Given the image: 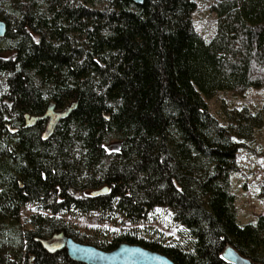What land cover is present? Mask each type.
<instances>
[{
  "label": "trees",
  "instance_id": "obj_1",
  "mask_svg": "<svg viewBox=\"0 0 264 264\" xmlns=\"http://www.w3.org/2000/svg\"><path fill=\"white\" fill-rule=\"evenodd\" d=\"M193 0H0V264H81L38 239L119 242L174 264H231L228 245L264 264V215L239 224L228 191L236 156L264 124V0H218L210 37ZM260 88L258 108L219 91ZM106 187L105 193L90 195ZM36 204L22 230L20 209ZM166 207L190 248L129 232H74L59 213H118L131 223Z\"/></svg>",
  "mask_w": 264,
  "mask_h": 264
},
{
  "label": "rangeland",
  "instance_id": "obj_2",
  "mask_svg": "<svg viewBox=\"0 0 264 264\" xmlns=\"http://www.w3.org/2000/svg\"><path fill=\"white\" fill-rule=\"evenodd\" d=\"M196 9L192 14L195 30L204 38L210 37L215 15L209 6L218 0H193ZM263 99L262 89L247 88L242 93L219 91L211 98L206 99L209 112L219 121L223 107L248 106L258 108ZM236 169L229 173L228 191L234 197V210L239 224L254 222L258 215H264V124L255 134L248 148H241L236 156ZM47 214L39 209L36 204L27 203L20 209L19 221L21 229L31 227L26 219L31 214ZM60 217L69 227L80 235H97L108 239L110 235L129 232L142 239H155L164 244H177L183 248H190V239L182 226L174 221L171 212L163 206L150 209L145 217L131 223L118 213L110 217L100 215L96 211L79 213L76 211L59 213ZM30 259L27 260L28 264Z\"/></svg>",
  "mask_w": 264,
  "mask_h": 264
},
{
  "label": "water",
  "instance_id": "obj_3",
  "mask_svg": "<svg viewBox=\"0 0 264 264\" xmlns=\"http://www.w3.org/2000/svg\"><path fill=\"white\" fill-rule=\"evenodd\" d=\"M134 4H141L144 0H129ZM5 33V25L0 21V37ZM106 187H102L90 192V195L105 193ZM53 240L38 239L41 246L50 253L64 250L67 257L81 264H174L164 254L146 249L137 244L119 242L110 250H101L92 245L76 242L66 235H54ZM221 257L231 264H260L250 261L241 256L232 247L226 245Z\"/></svg>",
  "mask_w": 264,
  "mask_h": 264
},
{
  "label": "flooded vegetation",
  "instance_id": "obj_4",
  "mask_svg": "<svg viewBox=\"0 0 264 264\" xmlns=\"http://www.w3.org/2000/svg\"><path fill=\"white\" fill-rule=\"evenodd\" d=\"M52 237H53V236H52ZM52 237H51L50 239H48L47 241H48V242H51V241L53 240V238H52ZM49 253H50V252H49Z\"/></svg>",
  "mask_w": 264,
  "mask_h": 264
}]
</instances>
